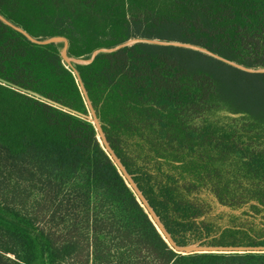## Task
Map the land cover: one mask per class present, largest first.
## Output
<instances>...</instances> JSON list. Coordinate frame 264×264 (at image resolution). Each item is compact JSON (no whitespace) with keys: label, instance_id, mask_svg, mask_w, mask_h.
<instances>
[{"label":"trees","instance_id":"16d2710c","mask_svg":"<svg viewBox=\"0 0 264 264\" xmlns=\"http://www.w3.org/2000/svg\"><path fill=\"white\" fill-rule=\"evenodd\" d=\"M0 15L71 59L99 52L76 65L89 106L65 44L0 19V78L94 110L172 243L208 250L171 247L90 123L0 84V264H264V0H0Z\"/></svg>","mask_w":264,"mask_h":264},{"label":"rangeland","instance_id":"374dc122","mask_svg":"<svg viewBox=\"0 0 264 264\" xmlns=\"http://www.w3.org/2000/svg\"><path fill=\"white\" fill-rule=\"evenodd\" d=\"M14 29L18 30L21 33H26L24 29L22 28H18L15 26H11ZM52 39V38H51ZM36 42L39 43H49V44H65L67 43L64 39H47V40H34ZM138 41H131L128 43L129 46H132L133 44L137 43ZM149 43V42H147ZM62 54H63V59L65 61V63L69 66V68H71L77 78H78V74L76 73V65H88L92 62V60H76V59H71L68 57L67 55V50H66V44L64 45L63 49H62ZM79 79V78H78ZM82 119L86 120L88 123H90L96 130L97 133V151L99 153H101L102 155H104L107 159H109L110 161H112L116 167L118 168V170L122 173L124 179L126 180V182L128 183L129 187L131 188V191L139 198L140 202L142 203L143 207L145 208L146 211H148L152 217H154L155 222L157 224V227L160 231V233L162 234V236L166 239V241L171 245V247L176 250L177 253H179L180 255H193V254H197L200 252H207L208 250L206 248H202L199 246H193L191 248H177L172 241L170 240L168 234L166 233V231L164 230L163 226L160 224V222L158 221L157 218H155V216L152 214V212L149 210L148 205L146 204L145 199L142 197L141 193L138 191L136 185L134 184V182L132 181L131 177L126 173L124 167L121 165L119 159L115 156L114 152L111 150L109 144L106 141L105 135L102 131V126L100 123L99 118L97 117V114L94 110L90 109L88 115L85 116H80Z\"/></svg>","mask_w":264,"mask_h":264},{"label":"water","instance_id":"95a60500","mask_svg":"<svg viewBox=\"0 0 264 264\" xmlns=\"http://www.w3.org/2000/svg\"><path fill=\"white\" fill-rule=\"evenodd\" d=\"M1 19V18H0ZM2 20V19H1ZM3 22H5L4 20H2ZM6 23V22H5ZM6 24H8V23H6ZM8 25H10V24H8ZM11 26V25H10ZM25 36H27L31 41H33V42H35V43H38V44H43V45H45L46 43H39V42H36V41H34L35 39H32L27 33H23ZM61 39H64L67 43H65L66 44V50L68 49V44H69V41L67 40V39H65V38H61ZM158 43V42H157ZM47 44H49V43H47ZM162 44H164V43H162ZM178 45V44H177ZM63 52V51H62ZM100 52H106V51H104V50H102V51H100ZM99 52H97L95 55H94V57H93V59L96 57V55L98 54ZM62 57H63V54H62ZM93 59H92V61H93ZM76 73L78 74V81H79V83H80V88H81V90H82V92H83V94H84V96H85V98H86V101H87V104L89 105V106H91V102H90V100H89V98H88V95H87V92H86V90H85V88H84V86H83V84H82V82H81V79H80V76H79V73H78V71H76ZM0 84H2V85H4V86H7V87H9V88H11V89H13V90H15V91H18V92H20V93H22V94H25V95H27V96H31V97H34V98H36L37 100H40V101H42V102H45V103H47V104H49V105H52V106H54V107H56V108H59V109H63V110H65V111H67V112H69V113H72V114H74V115H79V116H85V115H81V114H79V113H77L76 111H74V110H72V109H70V108H67V107H65V106H63V105H61V104H59V103H56V102H54V101H52V100H50V99H47V98H45V97H43V96H41L40 94H37V93H35V92H33V91H30V90H26V89H24V88H22V87H20V86H18V85H16V84H13V83H10V82H8V81H6V80H4V79H2V78H0ZM228 116H231V117H239V115H235V114H230V113H228L227 114Z\"/></svg>","mask_w":264,"mask_h":264},{"label":"bare ground","instance_id":"6f19581e","mask_svg":"<svg viewBox=\"0 0 264 264\" xmlns=\"http://www.w3.org/2000/svg\"><path fill=\"white\" fill-rule=\"evenodd\" d=\"M0 18L2 19V20H4L6 23H8V24H10L11 26H14L13 24H11L9 21H7L4 17H2L1 15H0ZM52 39H61V38H59V37H56V38H52ZM52 39H50V40H52ZM151 42V41H150ZM151 43H154V42H151ZM264 71V70H263Z\"/></svg>","mask_w":264,"mask_h":264}]
</instances>
